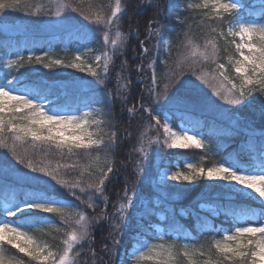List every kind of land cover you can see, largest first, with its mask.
<instances>
[{
  "label": "snow or ice",
  "instance_id": "6c2138e0",
  "mask_svg": "<svg viewBox=\"0 0 264 264\" xmlns=\"http://www.w3.org/2000/svg\"><path fill=\"white\" fill-rule=\"evenodd\" d=\"M21 4L27 7L25 0H0V12L18 9ZM172 6L182 5L180 0H175ZM186 7L204 10L203 24L207 33L203 44L189 39L190 51L182 54L174 65H168L163 77L167 83L162 90H157L155 66L158 49L150 50L141 41L142 53L147 56L152 51L154 54L147 64L152 85L147 90L149 103L147 106L141 103L140 112L147 117V128L157 131L162 129L165 138L162 141L158 138L153 140L147 136V132L142 135L140 147L136 149L140 154L135 165L137 182L142 178L143 164L148 158L150 145L159 144L161 149L206 150V155L215 151L198 133H190L185 129L174 131L168 117L157 113V108L165 103L176 108L191 103V98L179 94L176 88L186 72L208 85L212 95L228 105H242L252 93H264V22L242 18L249 5L244 0H203L202 4H188ZM41 12L42 8H38L34 15L39 16ZM73 13L92 26L94 35L97 32L102 34L105 50L94 56L95 67L91 63L85 65L80 52L67 61L52 59L48 52L43 55L33 52L27 57L17 53L15 59L0 65L8 69L0 77V148L8 149L15 163L27 170L23 173V183L16 181L12 185L14 190L9 191V185L0 184L5 201L0 210V264H26L23 258L15 254L8 255L5 245L18 250V253L36 264H77L76 257L92 243V231L97 223L113 219L112 247L108 251L110 257H115L129 210L135 207L139 198L135 187L126 188L116 207L115 217L103 212L99 216H90L87 211H95L99 206L97 200L102 202L105 209L108 205L105 182L113 173L111 153L117 144V132L111 122L114 98L107 90V82L109 66L114 56L123 53L127 42L120 29L125 9L121 0L92 5L88 12L73 7L71 3L57 2L54 9L49 7L43 15L56 17L57 22L62 23L70 21ZM260 21H264V0L260 4ZM152 35L161 37L162 33L156 28L149 32V36ZM218 39L234 48L235 54L228 56L227 63L220 62ZM87 51L91 53L92 49ZM163 63L168 64L167 60ZM32 64L43 65L48 69L66 67L86 71L94 78L89 84L93 89L104 86L105 96L85 104L83 109L77 107L71 111L65 110L49 99L53 92L47 86L33 85L23 79L20 69ZM206 65H214V68L209 69ZM229 66L235 79L228 75ZM138 71L143 74L142 65L138 66ZM117 83L120 88L127 90V84L121 83L119 79ZM45 101H48L47 105ZM94 104L101 107H94ZM26 143L40 148L42 154L39 160L35 152L29 154L27 149L18 151V145ZM53 152L61 157L83 156L86 163L53 164L48 159ZM245 155L246 163H242L239 158H225L210 167L187 162L186 172H165L162 177L189 184L198 179L222 181L230 193L244 198V203L235 202V206L228 210L231 227L221 229V238L207 245L206 259H196L205 255L204 244L181 245L175 240H165L163 234H157L152 238L157 242L137 240L134 250L120 264H183L181 256L186 264H264V136L258 138L254 150H246ZM78 167L87 173L88 179H67L65 170ZM89 168H95V171L89 172ZM68 196L75 197L85 207L76 208L67 201ZM256 201L259 203L256 204ZM53 215L63 225L62 247L57 251L40 243L31 234L33 230H40L41 225H54ZM56 231L60 232L61 228L56 226Z\"/></svg>",
  "mask_w": 264,
  "mask_h": 264
},
{
  "label": "trees",
  "instance_id": "16d2710c",
  "mask_svg": "<svg viewBox=\"0 0 264 264\" xmlns=\"http://www.w3.org/2000/svg\"><path fill=\"white\" fill-rule=\"evenodd\" d=\"M66 1L85 12H88L92 5L98 6L100 3L114 2V0ZM174 2L175 0H121L125 14L122 16L120 29L125 34L127 42L123 53L113 58V63L109 66L107 82V90L112 93V98H114L111 122L117 132V144L111 153L114 170L110 174L109 180L105 182V195L108 197L107 208L105 209L102 202L97 200L96 204L99 206L95 208V211L87 209L90 216H99L103 212L114 217L113 213L118 199L123 196L125 188L130 187L128 183L134 181L136 177V164L133 159L138 157V153L135 152V146L140 140L139 132L148 129L147 117L140 112L139 106L141 103L146 106L149 103L150 96L147 90L152 85L151 71L147 68V64L150 62L149 58L154 54L150 51L145 56L142 53L141 41L143 40L144 45L150 50L158 49L155 66L157 90H162L163 85L167 83L163 77L168 65H174L182 54L190 51L188 40L191 39L194 43L199 44L204 43L207 33V28L203 24L204 10L186 7L188 4H202L203 1L180 0L182 5L180 7H173ZM244 2L249 7L245 9L242 18L260 20L261 0H244ZM25 3L27 7L25 4H21L18 9H6L0 12V24L25 22L37 28L43 20V12H46V8H48L46 0H25ZM37 7L42 8L39 16L34 15ZM224 23L226 25L227 21ZM156 28L160 29L162 36H149V32ZM83 42L99 48L103 44L92 39L86 33L33 31L7 34L0 31V65L6 64L9 59H15L17 53L26 57L33 52L36 55H43L44 52L62 51L65 48L72 50L78 46V43ZM217 44L220 49V62L227 63L228 56L235 54L234 48L226 45L222 39H218ZM164 60H167V65L163 63ZM140 65L144 68L143 74L138 71ZM205 67L212 69L214 65ZM7 71L6 67H0V77ZM20 71L26 75L24 79L26 82L47 86L53 92L49 99L63 106L65 110L71 111L77 107L83 109L85 104L91 103L94 99H103L105 96L104 86L93 89L91 85L72 88L62 84L61 78L64 75L61 77L59 74L60 71H63L61 67L44 69L42 65L32 64L26 65ZM229 73L231 77H235L231 66H229ZM118 79L121 83L128 85L126 91L119 87ZM176 88L179 90V94L191 98V103L188 104L191 107L176 108L165 103L157 108V113L166 115L171 126L175 129L184 127L193 133L202 135L215 151L206 155V150L160 148V163L172 168H175L177 164L183 165L187 161H194L200 165L203 164L204 167H210L213 163L220 162L225 158H239L242 163H246V150H254L258 138L264 136V93H252L253 102L246 98L242 105L248 107V112L243 111L244 113H242L240 108L242 105L226 104L212 95V89L191 73L186 72ZM93 106L101 107L99 104ZM207 108H212V115L200 111ZM129 109H132L131 113ZM149 130L160 140L165 137L162 129L159 131ZM158 146L161 147L159 144ZM24 149H27L29 154L35 152L36 159H40L42 153L39 147L34 148L30 143L18 145L19 152H23ZM202 157H204L203 160ZM48 159L53 164L57 162L76 164L78 162L79 165H83L86 163L83 156L61 157L54 152ZM137 161L138 159L135 160L136 163ZM119 163L123 165L117 168ZM24 171L27 170L22 165L18 166L15 163L14 157L8 149L0 148V184L9 185V191L14 190L12 185L16 181L23 183ZM65 171L67 179H88L87 173H84L82 168H69ZM88 171L94 172L95 168H89ZM168 196L175 197L170 200ZM66 198L74 199L79 204V208L85 207L75 197L68 196ZM2 202H5L4 193L0 191V210H2ZM235 202L244 203L245 200L243 197H237L230 191H226L220 184L207 179H198L191 185L164 194L153 188L142 210L128 225L123 226L116 256L110 257L108 251L112 247L111 233L115 221L114 219L100 220L92 231L91 245L86 246L76 257L77 264H117L120 259L127 258L130 249L137 240H152L154 235L159 233L157 227H162L165 240H175L178 244L210 243L214 239L221 238V229L231 227V217L227 216V212L235 206ZM202 203H205L209 210L201 208ZM162 214H164V220L161 218ZM52 218L57 219L58 217L53 215ZM62 230L60 232L50 230L49 233L33 230L32 233L38 238L48 241L53 248L59 249L62 246L60 241L64 238ZM139 233H143V235H139ZM5 249L8 255L15 254L23 258L26 264H36L35 261L24 257L22 253H18V250L9 245H5ZM180 259L183 264H186V260L182 256Z\"/></svg>",
  "mask_w": 264,
  "mask_h": 264
},
{
  "label": "rangeland",
  "instance_id": "374dc122",
  "mask_svg": "<svg viewBox=\"0 0 264 264\" xmlns=\"http://www.w3.org/2000/svg\"><path fill=\"white\" fill-rule=\"evenodd\" d=\"M57 2L67 3L66 0H46V4H47L48 8L52 7L53 9H54V6H55V4ZM38 8H40V7H37L35 9V12L37 11ZM48 8H46V9L48 10ZM82 20H83V18L81 16L75 14V13L72 14V18H71L70 21L62 22V23L61 22H57L58 18H56V17H49V16L44 15L43 20H41L42 22L39 24V26L37 28L32 26V25L26 24L25 22H17V23H14V24H8V23L0 24V31L5 32L7 34H17V33H22V32L26 33V32H33V31L54 32V33H56V32L65 31V30H67V29H69L71 27L78 28L81 25H82V27H84V25H87V24H85V21H82ZM246 20H254V21H258V22H264V21H260V20H257V19H246ZM97 33L101 34L99 32H97ZM101 36H102V34H101ZM89 48L90 47H86V46L77 47V48L75 47L72 50H69V49L65 48L62 51L51 52V53H49V55H50V57L52 59H65L67 61L68 59H71L75 54H77V52H80V54H82L84 56L85 65H87L88 63H91V64H93V67H95L94 56L96 54H100L101 52L91 48L92 52L89 53L87 51V49H89ZM61 68L63 69V71H60L59 74L61 75V77H62V75H64V77L61 78V83L64 84V85H68V87H72L73 88L74 86L75 87H81V86H85V85H89L90 86L89 81H92L94 79L86 71L82 72V71H79V70H76V69L66 68V67H61ZM44 69H48V68H44ZM228 75L230 76V78L235 79V77H231V74L229 72H228ZM25 78H26V75L23 74V79H25ZM237 82H239V81L237 80ZM251 95H253V94H251ZM251 95H249L247 98L253 102V100H252L253 98H252ZM45 104L47 105L48 101H45ZM189 107H191V106L190 105L182 106V108H189ZM193 109H195V108H193ZM200 111H203V112H205V113H207L209 115H212V108L211 109L207 108V109L200 110ZM242 113H244V112H242ZM169 124H170V122H169ZM180 129H185V128L184 127H180L179 129L173 128L174 131H179ZM185 130H187V129H185ZM145 132H147V136L150 137L151 139H153V140L157 139V136L155 134H153L151 132V130H149V129H144V130L139 132V134L141 135L140 136V140L137 143V145L135 146V152L138 153V157L136 159H138V160L140 159V154H139L138 151H136V149H138L140 147V145L138 146V144H141V137H142V135H144ZM164 138L165 137H163L161 140H163ZM201 138H203V136H201ZM160 148L161 147H159L158 144H153V145H150L148 147L149 155H148V158L144 161V164H143L144 172L142 174V178L140 179L139 182H137V179L135 177L134 181L132 180L131 183L130 182L128 183V186H130V187H126V188L135 187L137 189V191L139 192V198L136 200L135 207H133L132 209L129 210L128 219H127L126 225H128L132 221V219H134L137 216L138 212H140L142 210L143 206L147 203L148 198H149L153 188H155L158 191H161L162 194H164V193H167V192L169 193L170 191H174L177 188L186 187V186L191 185V184H193L195 182L194 181V182L189 184L187 182H173V181L167 180L166 178L162 179V177H164V173L165 172H169L170 173L172 171H177V170L186 172L187 171V168H186V163L187 162H191V163L197 164L198 166L200 164L197 163V162H194V161H187L183 165H178L177 164L175 166V168L169 167L167 165H162L160 163V158H161V155L159 154L160 151H161ZM165 149H167V148H165ZM167 150H178V149H167ZM136 159H133L135 164H136V162H135ZM121 165H123V164L119 163L117 168H119ZM214 182H216V183L220 184L221 186H223V188L226 191H229L226 187H224V182H222V181H214ZM129 194L131 195V192H129ZM174 197L175 196H168V199L172 200ZM66 199H67L68 202H70L76 208H79V206H78L79 204L77 202H75L74 199H69V198H66ZM120 199L121 198H119L118 202L116 203L115 211L113 213L114 217L116 215V207H118ZM3 205H4V202H2V204H1L2 208H3ZM201 208H203L205 210H209L208 207H206L205 203L201 204ZM161 218H162V220L165 219L164 218V214L161 215ZM53 221H54V225L55 226L54 225H41L40 230L45 231V233H49L50 230H56V226H59L61 229H63V225L59 224V219L58 218L57 219H53ZM157 228L159 230V234H163L162 227H157ZM31 234L34 235L33 233H31ZM34 237L40 243L49 245L51 250H53V251H57L58 250V249L53 248L52 245L50 243H48V241H46L44 239H40L36 235H34ZM218 239H220V238H218ZM139 240H146V239H139ZM151 241L152 242H157L155 240H151ZM210 243H201V244L205 245V248L203 249V251L205 252V255L204 256H198V257H196V259L204 260V259L207 258V252H208L207 245H209ZM201 244H195V245L199 246ZM135 245H136V242L134 243V245L130 249L129 253L134 250ZM124 259H126V258L120 259L117 262V264H120V261L124 260Z\"/></svg>",
  "mask_w": 264,
  "mask_h": 264
},
{
  "label": "bare ground",
  "instance_id": "6f19581e",
  "mask_svg": "<svg viewBox=\"0 0 264 264\" xmlns=\"http://www.w3.org/2000/svg\"><path fill=\"white\" fill-rule=\"evenodd\" d=\"M66 32H70V33H72V34H78V33H86L89 37H91L92 39L94 38V40H98V41H100V44H102L103 43V41H102V36H101V34H98V33H96L95 35L93 34V30H92V26H89V25H84V27H82V25L81 26H79L78 28H74V27H71V28H69V29H67V30H65ZM84 46H86V47H90V48H93V49H95V50H97V51H99V52H103L104 50H105V47H104V45L102 44L101 45V48H99V47H95V46H93L92 44H85V42H83V43H78V46L77 47H84ZM76 47V48H77ZM240 108L242 109V112L243 111H246V112H248V107H246V106H240Z\"/></svg>",
  "mask_w": 264,
  "mask_h": 264
}]
</instances>
